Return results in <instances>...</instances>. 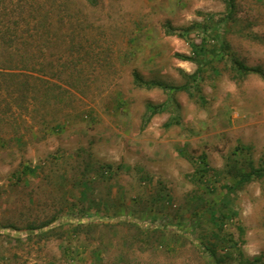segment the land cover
Listing matches in <instances>:
<instances>
[{
  "label": "rangeland",
  "instance_id": "rangeland-1",
  "mask_svg": "<svg viewBox=\"0 0 264 264\" xmlns=\"http://www.w3.org/2000/svg\"><path fill=\"white\" fill-rule=\"evenodd\" d=\"M97 2L0 0V30L8 20L19 21L17 34L23 42L29 35L46 33L37 16L43 21L51 11L53 66L61 69L67 63L72 72L66 70V77L73 74L57 81L69 91L58 111L62 129L30 130L31 117L19 90L21 71L0 56V264H92L95 248L102 252L97 264H203L190 240L173 249L159 243L160 234L150 232L148 242L138 241L137 232L122 225V219L134 216L188 231L194 213L217 202L232 180L224 171L220 176L206 173L209 184L202 183L199 158L204 156L218 170L234 162L246 171L251 162L264 169V80L237 71L230 56L232 52L264 69V0H234V18L224 35L230 51L224 60H215L219 73L209 67L203 74L204 104L187 91L173 92L167 109L147 124L146 105L167 102L168 93L137 87L134 71L147 80L186 83L185 74L198 65L176 54L190 55L191 42L202 44L205 32L227 17V2ZM63 5L70 8L68 14ZM62 14L64 24L59 22ZM72 84L78 88L71 89ZM108 164L113 170L100 176V166ZM24 166L39 170L21 175ZM83 173L92 178L91 201L80 197L85 187L77 178ZM162 186L172 196L169 203L154 201ZM230 198L238 212L228 223L230 231L238 237L237 227L243 228L246 256H264V179ZM88 214L101 225L76 234L75 226L89 221ZM41 224V230L29 229ZM167 234L161 236L164 242Z\"/></svg>",
  "mask_w": 264,
  "mask_h": 264
},
{
  "label": "trees",
  "instance_id": "trees-1",
  "mask_svg": "<svg viewBox=\"0 0 264 264\" xmlns=\"http://www.w3.org/2000/svg\"><path fill=\"white\" fill-rule=\"evenodd\" d=\"M86 1L91 6H96L98 3L97 0ZM226 2L228 6L227 17L224 18L222 23L218 26L213 27L211 31L207 30L205 32L206 37H203L202 44L198 45L191 42L190 47L192 49V54L190 55L176 54L179 59L184 61H193L198 65L194 73L185 74L186 83L175 86L159 80H147L137 71H134V84L137 87L147 89L160 88L168 93L167 102L156 105L148 103L146 105L145 124L150 122L156 114L162 113L167 109V103L173 101V92L187 91L191 98L204 104L205 98L202 94V88L200 85L203 74L209 67H212L215 73H219V69L214 66V62L218 57L219 61L224 60L225 53L228 54L230 51V46L226 42L224 35L226 31V24L229 20L234 18L235 7L234 0H226ZM63 6L66 7V5ZM69 10L70 8H65V11H68L67 14L69 13ZM51 14V11H46L43 15V21H41L37 16V25H42L43 29L46 30V33L44 35L42 34L43 43L40 42L42 37L40 36L39 38V34L29 35V37L24 39L23 42L17 34V26L20 22H11L8 20L6 24L3 25V28L5 29L0 30V56L4 55L5 60L11 69L19 67L21 71L20 74H18L21 78L19 82V90L22 93L23 100L26 104L25 110L31 117L30 126L27 127L30 128V130L35 127L37 129H41L42 131L50 130L56 132L61 130L63 127L58 111L61 112V106L66 102L65 100L68 98L67 95L69 92L68 88H65L62 84L59 85L58 82L60 80L64 81V78L69 79V77L73 76V74L66 77V70H71L72 72L71 67L67 63H64L61 69H57L53 66L54 59H51V57H54L56 54V48L55 46H52L55 44L53 38L51 37L53 33L50 35L51 29L54 27ZM65 17V14H62L59 18V22L64 24L66 22ZM28 24L29 21L27 25ZM197 24L198 23H196V25ZM38 26L37 32L39 30ZM66 49L63 48L64 51H66ZM44 51H46V54ZM5 53L8 55L5 56ZM230 54L237 71L244 75L257 74L264 80V69L261 66L248 65L243 60L236 57L234 53L230 52ZM14 63L15 65H13ZM40 72L46 74L47 76H40ZM51 77H55L54 79H56V81H51ZM70 88L76 89L78 87L77 85L72 84ZM38 104H40L39 106L41 108H37ZM52 108H54V110H52ZM25 121L27 122V120ZM21 137L23 136L18 138L19 141H22ZM196 165L198 166L197 170L200 171L201 169V171L204 172V175L199 179L202 183L209 184V178H206V173L214 176H220L224 171L227 174H231L232 180L230 183H226L223 186L227 192L220 197L217 202L212 205L205 204L200 210H198V212L194 213V220L190 224V230H179V228L175 226L173 227L172 224L162 225L154 224V222L147 223L141 219L135 218L134 216L124 217V219H122L124 220L122 225L134 229L139 235L137 237L138 241L148 242L147 239L151 238L150 232H153L157 236L160 234L159 243L173 249L174 244L181 243V245H183L185 241L190 240L196 248L200 250L204 261L203 264H264V256L261 255L250 258L244 254L242 250V236L244 234L243 228L241 226L237 227L240 233L239 236L236 237L235 233L230 231V228L228 227V223H230L232 218L238 215L237 210L233 207V201L230 198V195L257 179H264V169L262 167H255L251 162L249 170L246 171L243 167H239L236 162H234L233 166L227 164V168L225 170H218L210 167L205 161L204 156L201 157V160L199 158V160L196 161ZM88 168H90V165H88L86 169ZM100 168H102L100 176H103L105 172L113 170V166L111 164L102 165ZM38 170V166L33 168L30 166H24L21 175H36ZM96 176H98V173L94 176V178ZM81 177L82 178L79 179L77 178V183L85 188L81 190L80 197H82L83 200H90V197L88 196V189L90 188V180L92 178H89L88 173H83V176ZM154 201L161 204H164L165 202L169 203L172 201V196L166 190V187L162 186L161 190H159V192L154 196ZM89 215L90 214H88V216ZM91 217L92 215H90L87 220ZM204 220L208 222L207 228L205 229L202 228ZM92 222L94 221L89 220L87 222H79V224L75 226L76 234L95 230L101 225L94 224ZM44 225H47V223ZM44 225L41 224L36 227L30 226L29 229L34 231L41 230ZM103 225L113 227L120 224ZM198 228H200L201 231L199 234H197V231H199ZM166 232L168 233V239L164 242L161 240V236L165 235ZM101 253L100 249H94L93 254L95 260L92 264H97V262H99Z\"/></svg>",
  "mask_w": 264,
  "mask_h": 264
}]
</instances>
